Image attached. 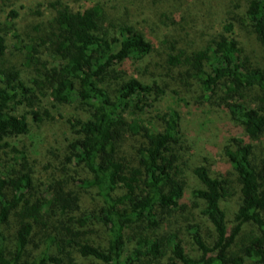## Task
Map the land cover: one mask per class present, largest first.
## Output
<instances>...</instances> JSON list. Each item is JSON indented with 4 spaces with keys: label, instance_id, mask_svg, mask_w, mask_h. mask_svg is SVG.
<instances>
[{
    "label": "trees",
    "instance_id": "1",
    "mask_svg": "<svg viewBox=\"0 0 264 264\" xmlns=\"http://www.w3.org/2000/svg\"><path fill=\"white\" fill-rule=\"evenodd\" d=\"M150 1L166 30L167 66L185 69L201 99L228 118L230 139L222 157L229 175L211 176L203 165L190 170V199L211 230L198 223L176 228L175 214L186 207L190 146L174 108L157 116V129L140 124L145 106L161 91L140 69L155 45L135 28L130 8L108 18L102 5L74 9L54 0L44 8L47 20L40 6L27 8L25 14L38 21L25 27L22 40L39 45L20 43L18 50L30 58L5 69V30L19 12L10 9L2 18L1 7L0 264H146L162 258L170 264H264V67L244 56L233 37L234 17L213 25L204 46L182 49L178 40L188 0ZM245 2L240 21L264 51V0ZM237 8L232 0L230 9ZM40 47L49 60H33ZM47 97L74 110L66 122L73 133L56 170L66 180L40 183L49 202L32 194L38 165L32 143L24 141L31 128L22 113ZM31 115L35 124L55 119L45 110ZM131 137L143 141L128 147ZM48 154L60 160L52 150ZM69 185L91 197L89 207H81ZM231 194L238 205L229 220L223 201ZM88 226L103 229L100 244L82 238L80 230Z\"/></svg>",
    "mask_w": 264,
    "mask_h": 264
},
{
    "label": "rangeland",
    "instance_id": "2",
    "mask_svg": "<svg viewBox=\"0 0 264 264\" xmlns=\"http://www.w3.org/2000/svg\"><path fill=\"white\" fill-rule=\"evenodd\" d=\"M54 0H22L15 6L6 4L0 5V8L4 10L2 18L5 17L6 12L10 9H16L19 12V18L14 20L9 27H6L8 32V42H6V52L4 54L5 69L11 67L21 66L28 56V51L25 49L18 50L20 43L31 46L39 45L34 41H23L25 39L26 32L25 27L30 24H34L38 21L35 17H28L26 13L27 8L40 6V10L46 15V20L49 19L50 13L44 11L45 6L53 2ZM70 7L74 9H83L90 7L91 5H102L105 9L106 16L118 17L125 8H130V12L133 13V24L135 28L143 33L147 39H149L155 48L151 56L145 60L140 66V69L144 72V77H147L149 82H155L160 87L161 94L149 100L147 106H145L142 116L140 117L143 126L147 129H157V116L166 111L167 109H176L181 115L183 140L190 146V157L186 164L185 177H186V189L187 196L185 198L186 207L175 214L176 228L184 229L187 224L198 223L204 230H211L210 226L200 216H198L197 203L193 199H190L189 192L194 188L195 181L190 174L192 167L203 165L207 167L211 176L214 177H227L230 173L229 165L222 157V149L230 139L229 134L226 132L228 118L222 109H216L208 106L207 101L201 99L199 89L189 78L184 76L185 69L175 68L171 69L165 62V46L164 39L166 30L159 22V15L156 10H152L150 7V0H135L133 6L129 3L131 0H64ZM232 0H188L183 5L184 14V29L179 33V47L182 49L187 48L193 50L195 47H202L208 41L212 39L211 33H213V25L218 24L219 21L234 17V30L233 37L239 43L238 45L243 51L244 56H248L254 65L264 67V51L258 45L252 34L250 28L245 23H241L242 11L246 0H234V5L237 9H230ZM42 6V7H41ZM138 8L135 9V8ZM136 10V11H135ZM182 14V11H180ZM234 14V16H233ZM178 17L179 14H176ZM220 16L221 18H219ZM228 17V18H227ZM240 17V18H239ZM19 33V37L16 39V35ZM40 62L49 60L43 47L37 48V55L35 59ZM181 74H183L182 77ZM34 75V74H33ZM30 76L31 77H33ZM178 79V80H177ZM182 80V82L180 81ZM185 82V83H184ZM188 82V83H187ZM187 83V84H186ZM37 94L38 91L36 92ZM39 96L42 99L41 94ZM253 99L254 96H251ZM45 103L36 106L32 110L24 109L22 111L25 114L29 126L31 128L29 135L25 136V143L31 144V152L33 156L37 158V167L35 170L36 177L39 181L35 182L33 186L34 198H40L49 202L51 198H47L44 194L46 191L45 183L47 180H59L65 179L63 174L58 173L60 169L61 160L66 152V140L72 136V130L67 126L68 119L73 117L74 110L71 107H61L52 103L50 97H47ZM254 106H258L255 100H250ZM215 107V106H214ZM47 111L55 119L52 122H43L35 124L34 117L31 115V111ZM142 142L143 139L138 137L128 139V147H133L135 143ZM29 147V145H28ZM52 150L55 157H59L60 160L52 158L48 151ZM47 160L51 161V167L45 169ZM59 163V164H58ZM58 164V165H57ZM54 166L58 168L52 170ZM189 166V168H188ZM189 169V170H188ZM44 176V178L42 177ZM45 182H44V180ZM70 191H73L81 204L82 208L89 207L91 204V197L82 191H79L73 185H69ZM32 198V200H34ZM238 205L237 196L231 194L223 201V208L227 213V217L231 220L232 213L236 210ZM76 230V227H73ZM250 232L251 227H247ZM103 229L97 228L94 230L92 226L86 227L84 230H80L83 239H91L94 243L100 244L103 241ZM84 233V234H83ZM82 264H94L93 261L85 260ZM146 264H170L167 258L151 261Z\"/></svg>",
    "mask_w": 264,
    "mask_h": 264
}]
</instances>
